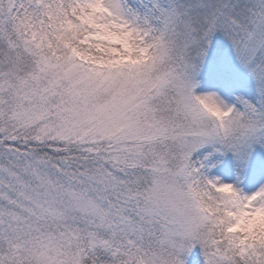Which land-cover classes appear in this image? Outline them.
I'll return each instance as SVG.
<instances>
[{
	"label": "snow or ice",
	"instance_id": "obj_1",
	"mask_svg": "<svg viewBox=\"0 0 264 264\" xmlns=\"http://www.w3.org/2000/svg\"><path fill=\"white\" fill-rule=\"evenodd\" d=\"M0 264H264V0H0Z\"/></svg>",
	"mask_w": 264,
	"mask_h": 264
}]
</instances>
